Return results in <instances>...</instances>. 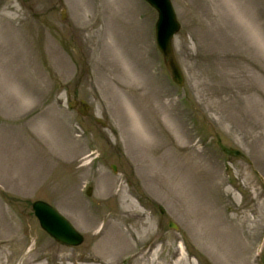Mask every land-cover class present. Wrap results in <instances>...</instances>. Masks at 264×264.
<instances>
[{"label": "rangeland", "instance_id": "rangeland-1", "mask_svg": "<svg viewBox=\"0 0 264 264\" xmlns=\"http://www.w3.org/2000/svg\"><path fill=\"white\" fill-rule=\"evenodd\" d=\"M24 1L0 0V264H264V0H170L181 85L144 0Z\"/></svg>", "mask_w": 264, "mask_h": 264}, {"label": "water", "instance_id": "water-1", "mask_svg": "<svg viewBox=\"0 0 264 264\" xmlns=\"http://www.w3.org/2000/svg\"><path fill=\"white\" fill-rule=\"evenodd\" d=\"M146 1L157 10V19L155 22L156 42L164 58L165 66L173 81L181 85L183 78L174 57L171 44V39L178 31L180 24L176 20L172 4L170 0ZM62 16L64 18V14ZM77 104V110L81 115H85V111H87L90 106L84 100H74L69 102L68 105L70 107H76ZM96 121L104 124L100 118H96ZM111 168L115 170L114 165H112ZM90 192L91 188L89 187L87 193L90 194ZM32 210L41 228L49 233L56 241L69 246L79 245L83 241L82 234L74 228L67 218L49 203L43 200H35L32 202ZM169 226L176 228L172 222H169Z\"/></svg>", "mask_w": 264, "mask_h": 264}, {"label": "bare ground", "instance_id": "bare-ground-1", "mask_svg": "<svg viewBox=\"0 0 264 264\" xmlns=\"http://www.w3.org/2000/svg\"><path fill=\"white\" fill-rule=\"evenodd\" d=\"M9 19V18H8ZM140 132H141V135H139V136H142V137H139L140 139H139V147H141V146H143V143H144V140H143V138L145 137L144 135H143V133H142V131L140 130ZM154 149L155 148H153V151H154ZM136 237L137 236V231H135V232H133V234H131V237ZM136 246H132V245H126V246H124V247H122V248H120L119 250H114V252L112 253V254H117V255H119L120 253H124V252H132V254H131V256H130V258L131 259H140V258H142L141 257V255L143 254V252H144V247L142 248H139V249H137V248H135ZM95 258H98V257H94V258H91L90 256H87V258H86V260H88V261H94V259ZM100 260H99V264H107V262L104 260V259H102V258H99ZM182 259V257H180V260ZM95 260H97V259H95Z\"/></svg>", "mask_w": 264, "mask_h": 264}, {"label": "flooded vegetation", "instance_id": "flooded-vegetation-1", "mask_svg": "<svg viewBox=\"0 0 264 264\" xmlns=\"http://www.w3.org/2000/svg\"><path fill=\"white\" fill-rule=\"evenodd\" d=\"M22 4L26 6V2L24 0H21Z\"/></svg>", "mask_w": 264, "mask_h": 264}]
</instances>
